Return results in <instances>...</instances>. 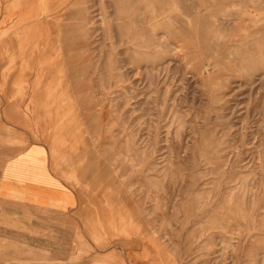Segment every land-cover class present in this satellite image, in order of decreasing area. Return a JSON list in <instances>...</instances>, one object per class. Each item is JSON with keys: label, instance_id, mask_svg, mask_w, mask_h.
<instances>
[{"label": "rangeland", "instance_id": "374dc122", "mask_svg": "<svg viewBox=\"0 0 264 264\" xmlns=\"http://www.w3.org/2000/svg\"><path fill=\"white\" fill-rule=\"evenodd\" d=\"M2 65L108 190L94 219L145 223L162 264H264V0H0Z\"/></svg>", "mask_w": 264, "mask_h": 264}, {"label": "crops", "instance_id": "0c3cea01", "mask_svg": "<svg viewBox=\"0 0 264 264\" xmlns=\"http://www.w3.org/2000/svg\"><path fill=\"white\" fill-rule=\"evenodd\" d=\"M26 13L30 19L24 25L29 26L31 12ZM25 37L16 41V53H34L33 44H23ZM33 61L31 55L21 67ZM15 80L22 83L23 78ZM9 101L8 94L0 92V264H162L160 254L152 253L148 233L135 231L136 223L146 229L145 223L94 219L99 208L89 204L95 194L108 190L97 188L94 177L89 186L85 158L68 144L58 147L57 155L48 122L27 119L26 99ZM37 111L36 120L47 116ZM109 198L117 208L114 196ZM123 229L128 235L121 234Z\"/></svg>", "mask_w": 264, "mask_h": 264}, {"label": "bare ground", "instance_id": "6f19581e", "mask_svg": "<svg viewBox=\"0 0 264 264\" xmlns=\"http://www.w3.org/2000/svg\"><path fill=\"white\" fill-rule=\"evenodd\" d=\"M53 123H54V121H53ZM88 123H89V122H88ZM57 125H58V124H57ZM70 125H71V123H70ZM73 126H74V125H72V133H75L76 130H75V128H74ZM64 130H66V129H64ZM55 132L57 133L58 131H55ZM69 135H70V134H69ZM73 135H74V134H73ZM57 136H58V135H57ZM57 136H56V137H57ZM70 136H71V135H70ZM75 136H77V134H75ZM56 137H55L54 139H56ZM52 140H53V139H52ZM70 140H71V138H70ZM70 140H69V141H70ZM75 140H76V139H75ZM57 141H58V139H57ZM54 142H55V141H54ZM78 142H81L80 137H79V139H78ZM77 145H78V144H77ZM58 151H59V150H58ZM58 151H57V152H58ZM75 166H76V165H75ZM77 167H79V166H77ZM77 167H76V168H77Z\"/></svg>", "mask_w": 264, "mask_h": 264}]
</instances>
